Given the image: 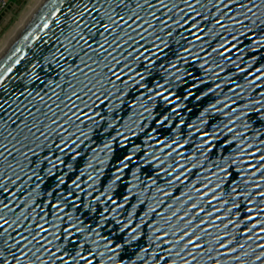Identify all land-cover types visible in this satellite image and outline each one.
Returning a JSON list of instances; mask_svg holds the SVG:
<instances>
[{"label":"water","instance_id":"water-1","mask_svg":"<svg viewBox=\"0 0 264 264\" xmlns=\"http://www.w3.org/2000/svg\"><path fill=\"white\" fill-rule=\"evenodd\" d=\"M0 264H264V0H48L0 62Z\"/></svg>","mask_w":264,"mask_h":264},{"label":"bare ground","instance_id":"bare-ground-1","mask_svg":"<svg viewBox=\"0 0 264 264\" xmlns=\"http://www.w3.org/2000/svg\"><path fill=\"white\" fill-rule=\"evenodd\" d=\"M47 1L48 0H31L30 3L25 7L16 23L0 43V62L14 47L24 32L29 28L36 15Z\"/></svg>","mask_w":264,"mask_h":264},{"label":"rangeland","instance_id":"rangeland-1","mask_svg":"<svg viewBox=\"0 0 264 264\" xmlns=\"http://www.w3.org/2000/svg\"><path fill=\"white\" fill-rule=\"evenodd\" d=\"M31 0H17L4 14L0 20V43L6 34L16 23L20 14Z\"/></svg>","mask_w":264,"mask_h":264},{"label":"built area","instance_id":"built-area-1","mask_svg":"<svg viewBox=\"0 0 264 264\" xmlns=\"http://www.w3.org/2000/svg\"><path fill=\"white\" fill-rule=\"evenodd\" d=\"M17 0H0V15L4 14Z\"/></svg>","mask_w":264,"mask_h":264},{"label":"trees","instance_id":"trees-1","mask_svg":"<svg viewBox=\"0 0 264 264\" xmlns=\"http://www.w3.org/2000/svg\"><path fill=\"white\" fill-rule=\"evenodd\" d=\"M1 18H2V15H0V20H1Z\"/></svg>","mask_w":264,"mask_h":264}]
</instances>
